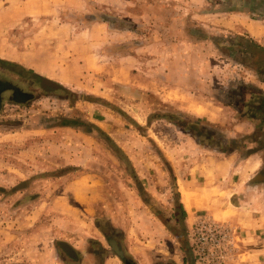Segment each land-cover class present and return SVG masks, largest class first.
Here are the masks:
<instances>
[{"label": "rangeland", "instance_id": "rangeland-1", "mask_svg": "<svg viewBox=\"0 0 264 264\" xmlns=\"http://www.w3.org/2000/svg\"><path fill=\"white\" fill-rule=\"evenodd\" d=\"M235 1L0 0V59L20 65L0 83L31 94L0 104V264H264V143L233 164L223 136L205 147L178 127L235 79L218 32L200 86L181 78L180 20L221 25Z\"/></svg>", "mask_w": 264, "mask_h": 264}, {"label": "crops", "instance_id": "crops-1", "mask_svg": "<svg viewBox=\"0 0 264 264\" xmlns=\"http://www.w3.org/2000/svg\"><path fill=\"white\" fill-rule=\"evenodd\" d=\"M236 1L240 2L239 6L235 4V7L219 12L222 15L218 21L221 25L217 26L215 13L203 14V17H207L206 21L205 19L196 20L192 15L191 19H186V23L185 19H181V25H179V52L183 55L179 61V72L182 73L181 78H184V69L188 72L190 70L192 73L190 84L193 87L200 86L199 73L201 68L204 70L201 66L202 51L200 50L205 48V45L210 46L217 32L221 34L219 49L225 53V59L232 68L230 73L235 74V79L230 81L228 87L224 89L226 93L219 91L215 95L211 102L212 109L208 108L206 112L196 111L197 113L192 111L190 114L192 118L206 119L203 123L198 122L199 125L215 132L218 137L223 136L224 141H221L223 148L217 153L222 155L221 161L229 160L233 164H239L244 159L247 162V158L253 157L242 153L250 148L249 141L264 143V46L260 41L264 37V0ZM209 66L210 64L207 66V71L210 69ZM179 85H184L182 80L179 81ZM221 112L231 117L235 116L239 121L233 124L228 123V128H221L217 126L218 123H215L224 118L220 115ZM237 136H241V142L237 148L226 152L227 143L236 139ZM245 144H248V147ZM238 155L244 157L240 158V156L239 159ZM88 176H81L78 183L70 186L79 198H81L79 192L84 190V182ZM182 203L183 201L179 199V204ZM183 207L185 208L184 203Z\"/></svg>", "mask_w": 264, "mask_h": 264}, {"label": "trees", "instance_id": "trees-1", "mask_svg": "<svg viewBox=\"0 0 264 264\" xmlns=\"http://www.w3.org/2000/svg\"><path fill=\"white\" fill-rule=\"evenodd\" d=\"M11 64H14L16 66H20V65H17V63H13V62H9L7 60L0 59V68H2V69H8L5 65H11ZM23 70H26V69H23ZM27 72L33 73V71H31V70L30 71L27 70ZM26 80H28V78H25V81ZM195 122H197V121L196 120L190 121L189 119H185V120H182L181 122H179L178 127L181 131H185V132L189 133L192 137H194L196 140L201 141L203 146L213 147V146H210V144H211V142L212 143L214 142L213 140H216L217 138H219L217 136V134L215 132L209 131V129H207V128H201L200 125L196 124ZM190 124H192V125H190ZM84 125L88 126V127H93L99 133L104 135L103 132L99 128L94 127V125H92L91 123H85L84 122ZM60 126L61 127H76L77 124H75L74 121H63L60 123ZM215 146H217V145H214V147ZM237 146L238 145H236L234 148L233 147H226L225 150H227V148H228V150L230 149L229 152H231L235 148H237ZM215 149L220 150L221 146L215 147ZM181 209H182V207H181ZM182 211H183V209H182ZM59 245L62 249H64L65 253L70 254L71 252H73V250L71 249V247L69 245H67V243L61 242Z\"/></svg>", "mask_w": 264, "mask_h": 264}, {"label": "flooded vegetation", "instance_id": "flooded-vegetation-1", "mask_svg": "<svg viewBox=\"0 0 264 264\" xmlns=\"http://www.w3.org/2000/svg\"><path fill=\"white\" fill-rule=\"evenodd\" d=\"M25 82L30 87H31V83H33V81L30 82L28 80H26ZM41 83L42 82L39 79V81H38V87H42V84ZM6 92H9L10 99L12 101H16L18 103H25V102L29 101V99L31 98V94L24 93L23 91H19V89L17 87H14V86L9 85V84L8 85H4V84L0 83V104L3 101L2 95L4 93H6Z\"/></svg>", "mask_w": 264, "mask_h": 264}, {"label": "water", "instance_id": "water-1", "mask_svg": "<svg viewBox=\"0 0 264 264\" xmlns=\"http://www.w3.org/2000/svg\"><path fill=\"white\" fill-rule=\"evenodd\" d=\"M108 244L119 257H122V253L119 251L118 243L116 241L109 239Z\"/></svg>", "mask_w": 264, "mask_h": 264}, {"label": "built area", "instance_id": "built-area-1", "mask_svg": "<svg viewBox=\"0 0 264 264\" xmlns=\"http://www.w3.org/2000/svg\"><path fill=\"white\" fill-rule=\"evenodd\" d=\"M263 46H264V39H263Z\"/></svg>", "mask_w": 264, "mask_h": 264}, {"label": "bare ground", "instance_id": "bare-ground-1", "mask_svg": "<svg viewBox=\"0 0 264 264\" xmlns=\"http://www.w3.org/2000/svg\"><path fill=\"white\" fill-rule=\"evenodd\" d=\"M184 196H185V199H186V196H187V195H184Z\"/></svg>", "mask_w": 264, "mask_h": 264}]
</instances>
